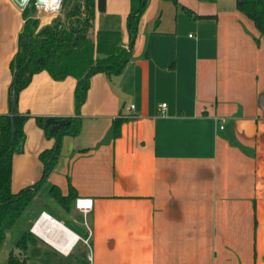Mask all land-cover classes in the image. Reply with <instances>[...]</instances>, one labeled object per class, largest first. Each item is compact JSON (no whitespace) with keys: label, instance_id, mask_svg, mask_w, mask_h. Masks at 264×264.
Segmentation results:
<instances>
[{"label":"crops","instance_id":"obj_1","mask_svg":"<svg viewBox=\"0 0 264 264\" xmlns=\"http://www.w3.org/2000/svg\"><path fill=\"white\" fill-rule=\"evenodd\" d=\"M178 2L150 0L124 71L91 77L82 129L64 137L41 188L66 195L72 185L94 207L87 216L74 204L55 210L56 222L35 220L26 250L18 247L27 264H264V36L236 0ZM50 6L42 18L56 11ZM129 11L130 0H107L126 44ZM20 19L23 26L16 0H0V114L9 111ZM102 24L98 13L95 28ZM76 84L36 73L18 110L73 116ZM26 127L21 188L41 178L39 154L54 144L36 119Z\"/></svg>","mask_w":264,"mask_h":264},{"label":"trees","instance_id":"obj_2","mask_svg":"<svg viewBox=\"0 0 264 264\" xmlns=\"http://www.w3.org/2000/svg\"><path fill=\"white\" fill-rule=\"evenodd\" d=\"M36 1L31 0L23 9L24 24L19 33L18 49L10 63L9 111L0 114V249L8 233L26 217L25 230L17 242V247L23 251L27 248L28 228L42 212L48 211L60 220L52 204L39 197V190L58 165L64 137L76 136L82 129L80 112L88 96L91 77L100 72L109 76L121 74L132 59L139 24L150 3V0H130L127 17L129 40L126 44L120 19L106 13L107 0H62L58 13L42 26L39 18L33 17ZM167 1L179 4L178 0ZM236 5L264 36V0H236ZM57 8L50 6L49 11ZM98 13L103 24L96 29ZM42 71L54 80L76 79V113L69 117L34 116L45 135L54 139V144L39 154L43 167L41 178L15 192L12 189L14 156L24 150L25 124L32 116L19 112L18 100L33 76ZM49 118H52L51 122H48ZM127 119L122 116L114 120L115 138L120 136L122 123ZM48 193L49 199L67 211L78 197L72 185L66 195L57 185H52ZM7 264H27V257L11 251Z\"/></svg>","mask_w":264,"mask_h":264},{"label":"rangeland","instance_id":"obj_3","mask_svg":"<svg viewBox=\"0 0 264 264\" xmlns=\"http://www.w3.org/2000/svg\"><path fill=\"white\" fill-rule=\"evenodd\" d=\"M29 2H31V0ZM58 5H59V3H58ZM58 5H51V7H58ZM36 10H37V12H35L33 14V17L36 16L37 18H39L41 26L46 24V23H48L49 21H51V19L54 17L53 16L52 18L51 17L50 18L49 17L48 18H42V16L40 15V10H38V8H36ZM22 27L23 26H22V22H21V19H20V30L22 29ZM17 43H18V40L14 39V53L16 51ZM4 51L8 52L9 50H2L1 52H4ZM6 52L3 53L5 56L7 55ZM32 118L35 119L34 115H32L27 120V122L25 124V132H26L27 135H28V133L26 131V128H27L26 126L28 124V121L30 119H32ZM25 144H26V142H25ZM20 155H22V156H20ZM25 155H27L26 146H24V150H23L22 153H17L14 156L12 189L16 190V191H18L22 187V186H19L20 183L18 184V182H16V180H18V178H17L18 176H21L20 173H22V170L24 168V162H23L22 158L26 157ZM15 173H16V175H15ZM50 188H51V186H49V187H46V185L43 186V188H41V191L39 193V197L44 198L45 200L50 202L52 204V206L54 207V210L60 212V210H62V209L59 206H57V204L54 203L51 199L48 198V196H49L48 192H49ZM62 213L65 214L64 211H62ZM64 216H66V215H64ZM24 219L26 220L27 217L24 218ZM24 219H22V221L17 225V227L14 230H12V231H10L8 233V236H7L6 240H5L2 248L0 249V264H7L8 255H9V253L11 251H15L16 254H20V257H26V253L25 252H21V250L17 247V242L21 238L23 230H25ZM87 219L88 218L84 219V223L83 224H84V227L87 229L88 234H90L91 228H90L89 220H87Z\"/></svg>","mask_w":264,"mask_h":264},{"label":"built area","instance_id":"obj_4","mask_svg":"<svg viewBox=\"0 0 264 264\" xmlns=\"http://www.w3.org/2000/svg\"><path fill=\"white\" fill-rule=\"evenodd\" d=\"M30 0H26V4L24 6H21L22 9H24L27 4L29 3ZM36 8H38V10H40L41 6L37 5V1H36ZM37 12V10H36ZM36 17V16H35ZM166 103H162L161 107L162 109L166 108ZM127 117L129 118H133L135 116H137V112H136V107L134 104H131L130 107H129V112L128 114H126ZM222 122H225V119L222 118ZM221 127H224L223 125ZM75 207L82 213L84 214L85 216H87L88 213H90L94 207V202H93V199L91 197H84V196H79L76 198L75 200ZM51 220V219H55L53 217V215H51L50 213H47V212H43L37 219H36V222H35V225H37L39 222L40 224H42V220ZM57 220V219H55ZM45 226V225H43ZM87 246H88V252L86 254V258L88 260V262L91 263V260H92V252H91V249H90V244H89V239L85 240Z\"/></svg>","mask_w":264,"mask_h":264},{"label":"bare ground","instance_id":"obj_5","mask_svg":"<svg viewBox=\"0 0 264 264\" xmlns=\"http://www.w3.org/2000/svg\"><path fill=\"white\" fill-rule=\"evenodd\" d=\"M59 1L60 0H44V4L41 6V7H45V6H50V5H58V3H59ZM46 220V219H45ZM48 221H51V222H56V220L55 219H51V220H48ZM43 225H45V226H43ZM43 228H42V226H40L41 228V230L42 229H44L45 227H46V224H44L43 223ZM48 226V225H47ZM49 235V234H48ZM47 236V235H46ZM58 240L60 241V243L61 244H63L64 245V243L66 242V241H64V240H66L65 238H63V237H59L58 238Z\"/></svg>","mask_w":264,"mask_h":264},{"label":"water","instance_id":"obj_6","mask_svg":"<svg viewBox=\"0 0 264 264\" xmlns=\"http://www.w3.org/2000/svg\"><path fill=\"white\" fill-rule=\"evenodd\" d=\"M16 2L20 6H24L26 4V0H16ZM61 2H62V0H60V2H59L57 10L53 14H49V18L50 17L52 18L53 16H55L58 13L60 6H61ZM43 4H44V0H37V5L42 6ZM77 37H78V35H77ZM77 37H76V39H77ZM76 39H75V41H76ZM51 121H52V118H49L48 122H51Z\"/></svg>","mask_w":264,"mask_h":264}]
</instances>
